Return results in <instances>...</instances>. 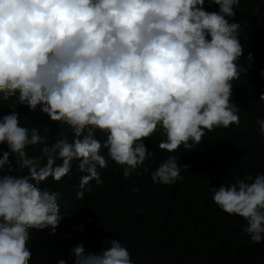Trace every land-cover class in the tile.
<instances>
[{
  "label": "clouds",
  "instance_id": "9594fccd",
  "mask_svg": "<svg viewBox=\"0 0 264 264\" xmlns=\"http://www.w3.org/2000/svg\"><path fill=\"white\" fill-rule=\"evenodd\" d=\"M0 0V103L10 114L0 118V144L9 151L0 171L13 172L15 156L22 176H0V264H29L30 230L60 220L59 193L42 189L50 177L59 182L78 162L77 199L102 185L99 169L107 157L128 179L154 155L144 141L160 128V150L192 151L205 131L239 125L240 108L232 102V81L247 75L239 64L241 25L230 23L240 0ZM264 76V71L261 72ZM259 100L264 102V94ZM16 105L40 111L50 122H63L73 139L48 147L40 128L21 125ZM264 137V119H257ZM97 131L105 135L102 142ZM44 145L42 157L29 158V146ZM46 158L45 163H41ZM57 160L61 161L57 164ZM169 155L152 172L155 184L182 181L181 165ZM188 165H183L188 170ZM146 171V169H145ZM140 189L134 187L133 192ZM224 213L244 219L250 243L264 241V173L236 178L210 188ZM72 252L75 264H133L120 240L98 254L83 245ZM60 264H64L61 260Z\"/></svg>",
  "mask_w": 264,
  "mask_h": 264
},
{
  "label": "trees",
  "instance_id": "16d2710c",
  "mask_svg": "<svg viewBox=\"0 0 264 264\" xmlns=\"http://www.w3.org/2000/svg\"><path fill=\"white\" fill-rule=\"evenodd\" d=\"M209 12L218 6L205 3ZM230 23L241 25L239 40L243 56L239 64L248 68L246 57L253 55L248 74L232 81V102L239 108V125L205 131L200 144L192 151L181 146L174 153L160 150L158 145L166 139L157 128L151 138L144 141L154 155L138 169L140 175L123 177V169L107 157L108 167L99 169L102 185L90 182L92 191H85L77 199L81 176L78 162L61 181L51 177L40 187L59 193L58 204L62 219L53 234L50 228L30 230L26 244L31 252L29 264H75L72 252L83 245L85 253L98 254L108 242L120 240L127 248L133 264H264V241L250 243L242 229L243 218L224 213L215 205L209 187L219 188L236 178L264 173V137L258 132L257 119H264V0H240ZM0 103V118L10 114L8 104ZM21 125L40 128L48 136V147L59 139H73L70 127L63 122H50L39 107L32 111L16 105ZM102 142L105 135L97 131ZM44 145L29 146V158L42 157ZM7 144H0V159L8 152ZM175 155L181 165L182 181L173 185L155 184L151 174L169 156ZM9 160L13 172L5 167L0 176L27 174L19 170L15 156ZM46 158L41 160L45 163ZM61 161L57 160V164ZM188 165V170L183 169ZM146 169V171H145ZM138 187V192L132 189Z\"/></svg>",
  "mask_w": 264,
  "mask_h": 264
}]
</instances>
